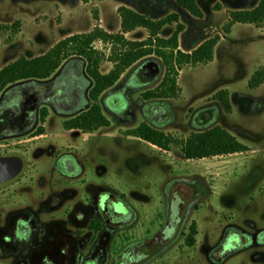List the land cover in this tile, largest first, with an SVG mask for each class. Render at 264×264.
Instances as JSON below:
<instances>
[{"label":"rangeland","instance_id":"1","mask_svg":"<svg viewBox=\"0 0 264 264\" xmlns=\"http://www.w3.org/2000/svg\"><path fill=\"white\" fill-rule=\"evenodd\" d=\"M120 1L0 0V70L21 56L34 58L46 53L59 39L70 32H88L96 22L94 19L96 11L99 12L100 18H103L105 26L117 29L121 22L117 10ZM123 1L126 5L132 4L138 11L144 10L147 15L155 19L179 12L180 21L185 24L184 31L180 34V46L184 51L194 49L218 32L224 35L216 47L213 61L207 64H188L181 70L179 84L182 92L179 97L166 100L172 118L164 128L174 131L177 137H183L220 124L236 135L241 142L258 149L259 152L248 159L235 161L233 167L236 173L231 174L225 181H216L212 188L214 196L209 195V198L207 196L203 199V211L198 215L201 234L196 243V249L183 245L184 249L178 250L177 245L168 250L163 258L151 263L216 264L209 259L206 248L199 249L203 245L205 235L216 228L212 226L210 220L219 217L231 218L236 213L241 217L239 219L241 223L245 218L251 217L256 219L259 228L264 227V218L262 219L264 216V83L256 88L249 85L255 72L264 67V26L236 23L231 33L226 35L222 31L223 26L230 19V11L253 8L257 0H199L205 13L203 18H197L181 8L177 0ZM176 27L177 23L167 24L162 31L164 37L171 36ZM94 47L104 53L105 59L101 63L100 70L108 73L114 67V62L108 58L114 45L98 40L94 43ZM76 59L83 60L81 57L73 56L64 61L61 67ZM82 60L78 61H81L85 68L86 65ZM146 63L157 65L156 79L142 88L131 86L132 80L129 86H126L125 82L130 75L136 71L137 67ZM165 72L166 66L159 56L153 54L144 57L131 66L118 83L106 90L101 97L111 104L116 93L121 90L134 116V120L129 125L137 126L143 120H147L146 107L149 101L144 99L143 93L156 88L161 83ZM89 80L92 84V80L90 78ZM12 87L13 85L8 86L0 93V105L5 99L6 91ZM227 88L233 106L232 113L226 112L221 102L213 97L220 90ZM104 109L106 115L116 125L101 130V133H97L86 144L83 138L88 134L82 130H67L63 126L64 117L53 111H49L47 123L43 126L46 129L44 137L35 139L36 132H31L0 141V156L16 154L24 158L25 162L24 170L20 175L0 183V239L9 219L8 214L12 210L27 206H32L36 210L40 208L41 193L38 179L42 174L46 175L52 183L56 182L58 185L63 183L62 174L54 171L57 162L56 154L59 150L70 151V148H67L70 145L84 147L101 143L107 147L109 150L107 156L101 155L95 163L89 161V164L95 168L98 166L104 168L103 173L99 170L95 171L96 176L110 181L127 193L129 200L140 213V219L136 225L138 232L144 231L156 218L158 212L162 211L164 207L160 203L163 199L162 183L163 178L172 176L170 168L174 174L180 173L184 168H187L189 172L199 168V165L201 167L214 163L216 165L221 161L243 156L229 154L204 160L191 159L188 162L184 160L181 152L175 150L178 157L174 160L168 159L153 148L155 147L153 144L126 138L118 130V124L125 125L126 122L119 121L107 107ZM205 109L210 110L205 111ZM196 114L201 116L196 117ZM122 132L125 134L123 130ZM94 156L96 157L95 154ZM82 163L89 165L85 161ZM222 164L225 165L227 162ZM22 177L26 179L34 177L36 183L31 181L25 183L21 181ZM77 188L81 193L84 192L82 185H78ZM245 203H248V208L245 207ZM248 209L249 212H247ZM52 214L45 213L42 218L49 219ZM218 233H220L219 230ZM14 258V255L9 256L0 246V264H11ZM252 263L250 254L244 252L224 264Z\"/></svg>","mask_w":264,"mask_h":264},{"label":"flooded vegetation","instance_id":"2","mask_svg":"<svg viewBox=\"0 0 264 264\" xmlns=\"http://www.w3.org/2000/svg\"><path fill=\"white\" fill-rule=\"evenodd\" d=\"M141 66L130 75L125 82L126 86H129L130 80H132L130 85L133 87L142 88L150 84L142 83L139 75ZM89 78L86 67L84 68L81 61L74 60L61 67L50 81L39 85V89L45 86L51 87L53 94L42 103L34 119L33 128L16 137L31 132H36L35 139L44 137L45 131L43 133H38V131L47 123L49 111L64 117L63 126L66 120L88 111L93 104L89 98L91 90ZM22 87L6 91L0 111L18 100ZM121 92L120 90L116 93L111 104L104 101L103 97L95 102L100 105L102 113L110 121L108 126L88 131L80 128L67 130L85 131L88 135L83 138V142L88 143L93 136L101 133V130L116 125L106 115L104 108L107 107L119 121L126 122L125 125L117 123L120 133L128 139L153 144L155 146L153 148L168 159L174 160L178 157L175 150L181 152L184 160L188 162L191 159L204 160L229 154L243 156L224 160L216 165L215 163L205 165V167L199 165V168L189 172L187 168H184L180 173L174 174L170 168L173 177L163 178L162 183L164 189L160 203L164 207L144 231L138 232L136 225L139 222L140 213L129 200L127 193L110 181L96 176L95 171L99 170L103 173L104 168L100 166L95 168L89 164V161L95 163L101 155L107 156L109 152L107 147L101 143H95L84 147L70 145L67 147L70 151L59 150L56 154L57 162L54 171L62 174L63 183L59 185L56 182L52 183L46 175L42 174L38 179L41 193L40 208L36 210L32 206H27L12 210L8 214L9 219L3 229L0 246L9 256L14 255L15 258L11 264H151L163 258L168 250L177 245L178 250H181L183 245L196 249V243L201 234L198 215L203 211V199L207 196L209 198V195L214 196L212 188L216 181H225L231 174L236 173L233 167L235 161L248 159L259 152L258 149L247 145V149L237 152L187 158L180 145L161 146L133 133L145 124L175 136L174 131L164 128L172 118L166 101L169 98H144L149 101L146 107L147 120H143L137 126H130L129 123L134 120V116L129 102ZM45 109L48 110L49 115L44 121L42 111ZM208 110L210 109H205V111ZM190 134L178 138H187ZM16 137L0 139V141ZM172 155L174 157H171ZM0 157H16L22 163V168L15 177L0 181V183L15 179L23 172L24 158L16 154ZM82 161L89 165H84ZM226 162L227 164H222ZM20 179L25 183L28 181L36 183L34 177ZM78 185L84 187L83 193L77 188ZM245 207L248 208V203H245ZM50 212L53 214L49 219L42 218V215ZM239 219L241 217L235 213L231 218L219 217L210 220L212 226L216 228L205 235L203 245L199 249L206 248L209 259L216 264H224L244 252L250 254L252 264H264V227L259 228L256 219L251 217L245 218L242 223ZM194 225L197 226L195 234L192 229ZM189 238L195 239L193 244L188 243Z\"/></svg>","mask_w":264,"mask_h":264},{"label":"trees","instance_id":"3","mask_svg":"<svg viewBox=\"0 0 264 264\" xmlns=\"http://www.w3.org/2000/svg\"><path fill=\"white\" fill-rule=\"evenodd\" d=\"M181 8L197 18L205 16L199 0H177ZM121 17V30L109 32L100 25L99 12H94V19L98 24L89 32H79L59 40L49 51L34 58L21 56L0 70V93L8 86L19 89L27 83L46 84L58 72L64 61L73 56L83 58L86 72L92 80L89 98L93 101L91 108L81 115L64 122L66 129L80 128L85 131L101 126H108L110 121L102 113L99 104L95 103L102 94L113 87L122 75L136 62L150 55H157L166 66L165 75L161 83L154 89L145 91L143 97L149 98H177L182 92L179 84L181 70L185 65H198L209 63L215 58L218 43L224 37L221 32L205 39L190 51L180 47V34L184 31L185 24L180 21L181 14L174 12L166 17L155 19L146 13L130 6L121 5L118 8ZM177 23L173 34L169 37L161 36L167 24ZM236 23H249L258 27L264 26V0L250 9H234L230 11V19L223 26L222 31L227 35L231 33ZM144 27L148 29L149 36L143 40H132L127 33ZM98 40L112 43L114 49L108 57L114 62V67L108 73L100 70L105 59L104 53L94 47ZM73 60V59H72ZM264 83V67L257 70L250 81V87L256 88ZM219 100L228 113L233 112L229 89H222L214 96ZM49 112L42 111L45 121ZM45 127L41 126L38 133H43ZM133 133L155 144L168 147L172 144L182 146L187 158L206 157L213 154L237 152L248 148L229 130L220 124L200 132H192L187 138H178L171 133L157 130L148 125H142ZM194 234L197 226L192 227ZM192 239V240H191ZM194 238H189L188 243L193 244Z\"/></svg>","mask_w":264,"mask_h":264},{"label":"water","instance_id":"4","mask_svg":"<svg viewBox=\"0 0 264 264\" xmlns=\"http://www.w3.org/2000/svg\"><path fill=\"white\" fill-rule=\"evenodd\" d=\"M157 69L155 63L143 64L139 72L142 83L153 82L158 73ZM39 85V83L25 84L18 100L0 111V139L16 137L33 128L34 119L42 103L53 94L51 87L45 86L39 89ZM14 92L18 94L17 91ZM1 158H14L15 164H6V160ZM21 168L22 163L19 158L0 157V181L15 177Z\"/></svg>","mask_w":264,"mask_h":264},{"label":"crops","instance_id":"5","mask_svg":"<svg viewBox=\"0 0 264 264\" xmlns=\"http://www.w3.org/2000/svg\"><path fill=\"white\" fill-rule=\"evenodd\" d=\"M259 1L260 0H257V2H256V5L259 3ZM121 5H126L125 4V2L123 1V0H121L119 3H118V5H117V10H118V8H119V6H121ZM255 5V6H256ZM127 6H130V7H132V8H134L135 6H133L132 4H127ZM134 9H136V8H134ZM140 10V9H139ZM141 12H143V13H146V12H144V10H140ZM121 18V17H120ZM122 22V21H121ZM121 22H120V25H119V27L117 28V29H110V28H108L107 26H105V24H104V20H103V18L101 19V21H100V25L103 27V28H105L106 30H108L109 32H118V31H120L121 30ZM96 22L93 24V26H92V28L89 30V31H91L95 26H96ZM164 29V28H163ZM88 31V32H89ZM163 31V30H162ZM78 32H81V31H77V32H75V33H78ZM72 34H74V32H70V33H68V34H66L65 36H63L61 39H63V38H65V37H67V36H69V35H72ZM128 37H130L132 40H143V39H146L148 36H149V31H148V29H146V28H144V27H139V28H137V29H135V30H133V31H131V32H129V33H127L126 34ZM137 35H139V36H137ZM161 36H163L164 37V35H163V33H161ZM166 37H169V36H166ZM61 39H59V40H61ZM58 40V41H59ZM181 47V46H180ZM190 51V50H189ZM232 133V132H231Z\"/></svg>","mask_w":264,"mask_h":264},{"label":"bare ground","instance_id":"6","mask_svg":"<svg viewBox=\"0 0 264 264\" xmlns=\"http://www.w3.org/2000/svg\"><path fill=\"white\" fill-rule=\"evenodd\" d=\"M1 159H2V160H6L5 163H6V164H9V165H10V164H13V163L15 164V160H16V159H14V158H1Z\"/></svg>","mask_w":264,"mask_h":264}]
</instances>
